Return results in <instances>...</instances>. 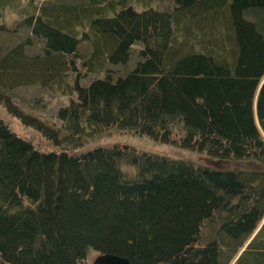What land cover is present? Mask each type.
Returning a JSON list of instances; mask_svg holds the SVG:
<instances>
[{"label": "trees", "instance_id": "obj_1", "mask_svg": "<svg viewBox=\"0 0 264 264\" xmlns=\"http://www.w3.org/2000/svg\"><path fill=\"white\" fill-rule=\"evenodd\" d=\"M108 1L93 0L85 21L37 15L44 53L27 55L23 43L3 53L1 32L15 29L0 0V264H88L91 250L133 264H264V0L115 13ZM134 49L132 69H108ZM22 84L68 102L54 120L25 111L10 93ZM112 130L198 156L97 144Z\"/></svg>", "mask_w": 264, "mask_h": 264}, {"label": "rangeland", "instance_id": "obj_2", "mask_svg": "<svg viewBox=\"0 0 264 264\" xmlns=\"http://www.w3.org/2000/svg\"><path fill=\"white\" fill-rule=\"evenodd\" d=\"M3 7L1 11V20L5 22L10 30L13 32H1V43L3 53L11 49L15 45L23 43L24 52L27 55H33L35 53H44L43 48L45 47V41L36 36L32 29L31 24L37 19V15H42L44 12H52V14L65 15V18L83 17L84 21L89 16L92 10L93 0H2ZM109 4L115 6V12H118L124 5L131 4L137 10L150 6L161 10H172L178 6V0H111ZM116 2V3H115ZM191 6L190 0H186L185 6ZM107 9H111L108 6ZM110 15L111 10H107ZM96 13V12H94ZM67 14V15H66ZM32 16V21L29 23L28 19ZM44 16L46 14H43ZM78 15V16H77ZM99 13L94 15L97 17ZM89 33V31L87 30ZM77 37L81 41H87L81 32ZM29 38V39H28ZM31 41L29 43V41ZM89 43V42H87ZM89 46V45H88ZM84 45L80 50L81 53H85L90 48ZM141 47H139L140 49ZM92 51V49H91ZM130 59L127 63H111L107 62L106 66L108 69H113L115 75L125 74L132 69L139 59V53L137 49L132 50ZM103 74H101L102 76ZM94 76L93 73H89L88 77ZM87 77V78H88ZM12 98L18 105L25 111L31 113H42L46 117L53 119L55 118V112L59 106L65 105L68 102V95H64L60 92L55 91L49 86H43L39 84H22L14 87L11 90ZM5 115L4 111L2 112ZM7 119L12 122L13 128L22 135L31 138L35 145L42 150L50 149L47 140L43 139L40 133L30 127L23 126L18 120L15 122L5 115ZM34 132V133H33ZM97 144L112 145L115 143L126 144L134 146L143 151L156 152L160 154H166L170 156H183V157H197L198 155L188 149H184L179 145L171 144L162 140H158L146 135H139L132 133L128 130L119 131L112 130L111 133L106 134ZM91 143L88 146H92ZM87 146V147H88ZM86 147V146H85ZM264 222V221H263ZM245 246L242 248L244 249ZM98 255L96 250H91L87 257L88 264H93L95 257Z\"/></svg>", "mask_w": 264, "mask_h": 264}, {"label": "water", "instance_id": "obj_3", "mask_svg": "<svg viewBox=\"0 0 264 264\" xmlns=\"http://www.w3.org/2000/svg\"><path fill=\"white\" fill-rule=\"evenodd\" d=\"M93 264H133L128 257L111 252H100Z\"/></svg>", "mask_w": 264, "mask_h": 264}]
</instances>
